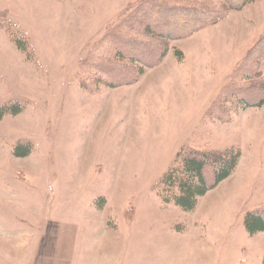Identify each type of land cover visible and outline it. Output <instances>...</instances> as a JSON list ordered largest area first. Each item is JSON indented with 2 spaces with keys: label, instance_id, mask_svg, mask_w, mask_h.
Instances as JSON below:
<instances>
[{
  "label": "rangeland",
  "instance_id": "rangeland-1",
  "mask_svg": "<svg viewBox=\"0 0 264 264\" xmlns=\"http://www.w3.org/2000/svg\"><path fill=\"white\" fill-rule=\"evenodd\" d=\"M145 1L0 0V107L25 105L0 119V264H27L53 249L75 264H264V232L244 225L264 207V105L213 107L264 35V0L168 41L166 56L136 83L105 87L123 76L115 56L152 62L164 47L147 37L105 41L121 14ZM94 51L98 62L84 71L99 78H80L81 86L82 62ZM19 141L29 155L15 154ZM183 146L241 154L193 211L159 196Z\"/></svg>",
  "mask_w": 264,
  "mask_h": 264
},
{
  "label": "trees",
  "instance_id": "trees-1",
  "mask_svg": "<svg viewBox=\"0 0 264 264\" xmlns=\"http://www.w3.org/2000/svg\"><path fill=\"white\" fill-rule=\"evenodd\" d=\"M254 1L196 0L193 3L197 4L187 5L184 3L178 4L171 0H146L145 3L133 9L132 14H129L130 12L128 13V11L123 17L121 14V19L116 28L118 30L117 33H113L105 41L108 40L113 45L122 46L126 42L143 44V37H147L156 42L162 41L164 47L161 50L157 48L154 51L152 62L146 61L141 56H115L117 63L121 64L119 65L121 69L118 68L117 71L122 69L125 71H121L123 76L118 80L121 82L113 81L112 78H103L109 80L103 81L102 84L105 87L116 88L136 83L144 74L146 66L159 64L166 56L168 41L188 38L195 32L214 26L222 21L223 18L226 19L227 14L231 11H240ZM154 15L157 20L152 18ZM122 18H125V21ZM131 25L137 28V31L135 36L129 37L127 27ZM260 46L261 48L259 49ZM17 47L20 50H26V46L23 43L17 45ZM95 51L93 56H88L82 62L81 72L77 78L79 85L82 84L80 78H99L95 73L91 76L85 75L84 71L85 63L89 62L90 59H94L90 62H98ZM174 52L179 57L182 55L179 50H174ZM260 53L264 54V35L259 37L256 44L244 58L245 60L233 72L231 80L223 88L215 102L216 104L213 106L217 107L216 110L228 103L235 106V110H245L264 105V73L259 70L264 62V56H260ZM130 70L133 71L129 72ZM238 74L241 75L239 80H248L247 84L238 83ZM91 84L92 87L89 86L85 89L88 94L98 88L95 81L91 82ZM24 106V103L16 102L0 107V119L6 114L17 115L21 113L24 110ZM22 148L25 151L19 152ZM30 151L31 147L28 142L19 141L15 154L17 156H27ZM240 157L241 154L237 149L213 151L192 146L181 147L177 152L174 165L160 180L161 189L159 196L162 202L173 204L182 211H193L200 197L214 189L235 171ZM244 225L246 231L251 235L264 232V207L247 213L244 218Z\"/></svg>",
  "mask_w": 264,
  "mask_h": 264
},
{
  "label": "crops",
  "instance_id": "crops-1",
  "mask_svg": "<svg viewBox=\"0 0 264 264\" xmlns=\"http://www.w3.org/2000/svg\"><path fill=\"white\" fill-rule=\"evenodd\" d=\"M65 251L67 252V249ZM63 252L56 249L51 250V252H39L27 264H75L73 258L63 255ZM199 254L207 257L206 249L201 248Z\"/></svg>",
  "mask_w": 264,
  "mask_h": 264
}]
</instances>
